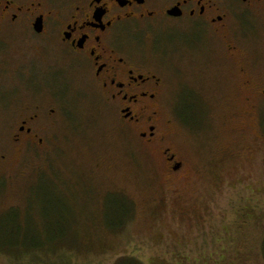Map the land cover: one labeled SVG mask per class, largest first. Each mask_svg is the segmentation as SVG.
Masks as SVG:
<instances>
[{
	"label": "rangeland",
	"instance_id": "374dc122",
	"mask_svg": "<svg viewBox=\"0 0 264 264\" xmlns=\"http://www.w3.org/2000/svg\"><path fill=\"white\" fill-rule=\"evenodd\" d=\"M241 19L223 34L195 24L144 36L121 30L125 45L143 38L160 66L161 144L141 138L139 125L86 87L88 78L67 88L58 72L54 119L37 125L44 144L16 146L10 136L29 100L0 94L1 106L16 99L0 108V264H112L124 255L144 264H224L239 240V215L246 237L258 234L264 95L243 82L264 90V0ZM166 149L181 169H168Z\"/></svg>",
	"mask_w": 264,
	"mask_h": 264
},
{
	"label": "flooded vegetation",
	"instance_id": "af4514ba",
	"mask_svg": "<svg viewBox=\"0 0 264 264\" xmlns=\"http://www.w3.org/2000/svg\"><path fill=\"white\" fill-rule=\"evenodd\" d=\"M261 2L0 0V94H25L29 100L11 141L33 148L44 144L47 136L37 125L54 119L59 72L67 88H72L75 77L88 78L86 87L98 90L107 104H115L123 121L139 125L141 138L163 143V134L156 133L163 93L160 66L143 38L139 45H125L121 30L144 36L159 26L195 24L202 33L223 34L241 24L242 16L256 13ZM233 49L228 42L227 61ZM243 83L254 89L255 97H263L257 81ZM245 100L250 102V95ZM13 102L0 108L8 110ZM256 105L253 101L252 107ZM163 155L168 169H181L182 163L169 149Z\"/></svg>",
	"mask_w": 264,
	"mask_h": 264
},
{
	"label": "trees",
	"instance_id": "16d2710c",
	"mask_svg": "<svg viewBox=\"0 0 264 264\" xmlns=\"http://www.w3.org/2000/svg\"><path fill=\"white\" fill-rule=\"evenodd\" d=\"M249 213L250 211L247 212V214ZM243 216L244 215H239V224H242V226L238 227L237 229L236 238L239 237V240H233L231 250L228 251L231 254H224V264H264V220L257 235L255 234L252 236L251 234V237H246V235H249L246 233L249 231L246 225L248 222L242 219ZM241 229H245V233L240 234L239 230ZM240 238H242V240ZM43 246L45 245H41L40 247ZM32 247L30 246V248ZM242 249L245 250L242 251ZM112 264L144 263L133 256L124 255L117 258Z\"/></svg>",
	"mask_w": 264,
	"mask_h": 264
}]
</instances>
